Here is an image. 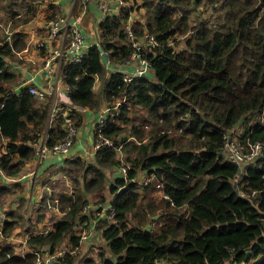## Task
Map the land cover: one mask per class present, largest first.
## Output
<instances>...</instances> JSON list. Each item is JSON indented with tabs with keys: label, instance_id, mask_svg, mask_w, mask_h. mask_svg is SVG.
Masks as SVG:
<instances>
[{
	"label": "trees",
	"instance_id": "1",
	"mask_svg": "<svg viewBox=\"0 0 264 264\" xmlns=\"http://www.w3.org/2000/svg\"><path fill=\"white\" fill-rule=\"evenodd\" d=\"M139 1L107 15L99 25V44L90 45L79 60L61 65L72 106L62 103L50 121L49 97L40 99L26 86L18 91L0 86V135L7 139L0 169L5 174L26 168L42 136L49 147L62 140L66 117L80 125L78 108H95L100 101L93 87L96 77L106 101L123 98L103 130L121 146L120 152L102 145L91 159L75 155L56 166L54 172L73 182L71 194H60L65 212L52 230L31 234L27 243L53 248L69 236L78 245L73 225L91 221L81 211L85 193L104 187L107 171L123 161L126 176L116 173L108 187L113 195L102 198L112 206L114 221L96 224L104 241L100 264H264V0ZM33 9L28 0V11ZM136 9L140 19L131 25L134 35L148 31L156 39L143 51L150 76L128 83L121 71L105 77L102 52L120 65L133 51L125 24ZM17 43L10 38L0 43V84L15 78L4 57L11 56ZM139 109L143 118L131 123V113L137 117ZM122 123H130L128 133L123 134ZM226 136L260 141L262 154L239 172L224 152ZM139 173L155 181L140 184ZM140 185L145 191L158 188L161 198L141 197ZM251 190L256 193L242 195ZM15 191L0 185V200ZM14 199L19 205L21 200ZM1 227L5 236L12 222ZM11 252V243H0V264H32V252ZM58 260L73 264V255Z\"/></svg>",
	"mask_w": 264,
	"mask_h": 264
},
{
	"label": "built area",
	"instance_id": "2",
	"mask_svg": "<svg viewBox=\"0 0 264 264\" xmlns=\"http://www.w3.org/2000/svg\"><path fill=\"white\" fill-rule=\"evenodd\" d=\"M86 1V0H83ZM96 5L99 10L102 12V21L107 15H111L115 12H112L113 6L108 3L109 0H95ZM114 4L122 5L121 0H112ZM135 19L132 18V14L129 17V20L125 24L128 37L131 41V45L133 47V51L129 57V59L125 62L128 64H132L134 66L133 72H124L121 67L118 68L119 71L123 72L122 78L128 83L131 81L135 74L139 77L140 74H147L150 69L148 66V60L144 56L143 51L149 50L156 44L155 37L148 31H144L141 36L136 37L132 31V23ZM81 17L76 16L71 18L66 13L62 12L61 9L57 11V13L50 14L44 19V33L35 41V47L38 50H44V60H43V68L46 70L45 74H49V72L55 71L56 66L59 67L66 63L77 61L81 58L85 50L92 44L98 45L99 38V27L92 29L91 33L86 34L83 33L81 27ZM142 38V41L139 40ZM103 53L106 52H102ZM104 57V56H103ZM109 58L104 57V64L107 63ZM106 65V64H105ZM62 78V74H60ZM99 78L96 77L95 80ZM28 91L34 94L36 97L40 99H44L50 95V112H49V121L51 118L55 117L63 108L62 102L58 101V97H60L62 91L56 88H52L51 86L45 88L43 86L37 85H28ZM101 90V86H100ZM57 96V97H56ZM70 99V98H69ZM115 100V99H114ZM111 101L106 103V105L102 108V110L96 115L97 117L94 120L93 127V146L90 151V156L102 145H108L116 148V150L120 152L121 146H115L113 141L106 137L103 133L107 116L112 113V109H116L119 101ZM71 101V100H70ZM72 103V102H71ZM66 125V134L62 140L56 142L53 146L49 147L45 144L44 136H42L37 143L34 145V155L37 157V161L41 163V161L52 154H67L69 148H71L73 144V140L77 131L76 126L73 121L69 118H65ZM233 140L230 136L225 137L224 142V152L227 156L240 167L239 172H241V167L243 164L253 161L257 156L262 154V143L260 141H247L246 143L241 142L240 140ZM119 155V154H117ZM87 158V157H86ZM119 159H122V156L119 155ZM126 163L120 161L118 165V169L116 168L117 173L119 172L123 176H126ZM11 180H19L23 177L28 178L30 181H38L41 186V197L43 202L42 205H39V214L44 215V220L48 222V227L42 229L31 228L29 221H31L33 215L31 212V208L29 204L24 205L25 208L21 210L16 209V205L12 207V210L16 213V222L13 225L11 231L5 237L8 241H12L11 243L17 244L18 249H22V246L25 247L27 243V239L31 234H41L45 233L48 230H52L54 228L55 221L49 220L51 213H58L62 215L65 212V209H61V201L60 194L61 193H72L73 186L69 181L68 177L64 174H51L48 179L38 178L35 169H30L22 174L17 175H8ZM57 180H64V187L58 188L56 184ZM150 181V180H149ZM148 181V182H149ZM146 182V183H148ZM156 186H160L159 183ZM46 189V191H45ZM256 190H251L248 193H242V195L249 196L254 195ZM264 193V191H263ZM42 210V211H40ZM83 213H87L90 216V224L86 225V221L78 220L77 223L73 225V232L78 236V245L73 246L70 242V237L66 236L68 242L64 245V240L62 244H58L53 248H49L48 245H44L39 248L26 249L28 252L33 253L32 264H59V257H63L66 254L74 255L75 250L79 246V243L86 237L87 229H94L95 222L100 216H104L107 222L114 221V210L110 204L99 203L96 208H91L88 203L82 206ZM264 219V217H263ZM11 221L12 219L7 216V209L1 206L0 202V238L4 237L2 234L1 225L4 221ZM78 230V231H77ZM28 244V243H27ZM64 248H60L61 246ZM16 246V245H15ZM25 249V248H24ZM17 252V251H16ZM19 256H24L25 253L28 252H19L16 253ZM13 253V251L11 252ZM243 261L240 262H228V264H243Z\"/></svg>",
	"mask_w": 264,
	"mask_h": 264
},
{
	"label": "crops",
	"instance_id": "3",
	"mask_svg": "<svg viewBox=\"0 0 264 264\" xmlns=\"http://www.w3.org/2000/svg\"><path fill=\"white\" fill-rule=\"evenodd\" d=\"M20 3V6L24 9V15L14 8L12 11L14 12L11 16L13 18H20L27 16L28 19L25 21V24H28L31 21V16L27 15L30 12H34L33 20L35 22L34 26L30 29L26 30H17L15 29L13 33L9 36L12 40H18V47L13 49L11 52V56H6L4 59L7 61L8 69L14 73L15 78L11 82H2L0 84L1 87H7L11 90L18 91L21 87H27L30 85H37L43 86L45 88L52 87L58 90H61L62 93L60 97H58V101L67 104L68 106H72L69 96L66 93V85L61 78L60 74H62L61 66H56V70L49 72V74H45V69L43 68V58L45 55L44 50H38L35 47V41L44 33V19L50 14L57 13L61 9L62 12L66 13L71 18L76 16L81 17L80 27L84 34L88 36L91 33L92 29L99 27L100 23L102 22V12L96 5L95 0H32L34 2V9L28 11V0L23 1H15ZM108 3L113 6L112 12H117L120 4H114L112 0H109ZM125 3V2H124ZM129 5V4H128ZM11 11V10H10ZM9 11V13H10ZM8 13V14H9ZM7 14V15H8ZM10 17V16H8ZM11 25L13 26V22L9 20ZM134 21H137L135 18ZM28 26V25H27ZM16 27V26H15ZM14 27V28H15ZM7 39V38H6ZM142 41V38L139 39ZM1 43V41H0ZM105 77H109L111 72L119 71L118 68L121 67L122 71L124 72H133L134 66L132 64L123 63V64H116L113 63L110 59L107 63H105ZM101 80L97 79L94 82V89L99 97V103L95 108H78V113L81 116L80 125L77 128L73 144L71 148H69L67 154H52L45 157L41 163L37 161V157L34 155L33 158L27 163L25 166L26 168L22 170L19 174L25 173L30 169H35L38 178H44V174L48 173L52 167L59 166L64 163L66 158H71L75 155H82L87 159H90V151L92 150L93 146V127H94V120L97 117L96 115L102 110V108L106 105L107 101L103 98L100 86ZM97 86H99L97 90ZM1 95V94H0ZM49 97V98H48ZM46 97L47 100H50V95ZM57 97V96H56ZM45 99V98H44ZM74 123V122H73ZM89 128H83L84 125H88ZM0 141L3 142V151L5 150V144L7 139L0 135ZM52 174H58L53 171ZM8 175H16L15 174H5L0 169V185H5L6 187L15 188V195L21 201L26 204L30 205L31 212H32V219L29 221L31 228H38L41 227L42 229L48 227V222L42 218H44L43 214H39V205H42L43 202L41 197V186L38 181H30L28 178L23 177L19 180H11L9 179ZM72 180V179H71ZM70 194V193H66ZM15 205L18 206L17 200ZM7 209V216L11 218L12 224L14 225L16 222V213L12 210V207L6 208ZM12 212V214H11ZM49 220L54 216V220L56 221L60 218V214L58 213H51ZM103 221L106 222V218L104 216H100L97 219V223ZM51 222V221H50ZM97 229V227H96ZM102 228L98 227V230L94 229H87L86 230V237L79 243V246L75 250L74 254H76L77 250L81 248L87 243L92 242V237L99 238L100 241L103 240L101 236ZM78 231V230H77ZM68 240L65 238L64 244H67ZM13 243V242H12ZM16 243L11 244L12 251L15 249ZM30 249V246L26 243L25 247L22 246V249ZM18 255V254H17ZM89 260V258L87 259ZM87 260L85 264L87 263Z\"/></svg>",
	"mask_w": 264,
	"mask_h": 264
},
{
	"label": "rangeland",
	"instance_id": "4",
	"mask_svg": "<svg viewBox=\"0 0 264 264\" xmlns=\"http://www.w3.org/2000/svg\"><path fill=\"white\" fill-rule=\"evenodd\" d=\"M122 4H129V5H135L136 3H139V0H121ZM135 1V3L133 2ZM11 2V6H9V3ZM125 2V3H124ZM18 10L20 11L23 15H24V9L20 6V3L18 2H13V0H0V41H4L6 40V38L8 39L9 36L13 33V31L15 29L17 30H26V29H30L32 26H34L35 22L33 20V16H34V12L35 10H33V12L28 13L27 15L31 16V21L28 24H25V22H19L22 17L20 18H13L11 20V16L9 17V20H11L13 22V26L11 25L10 21L7 19V14L9 13V11L12 9ZM142 10V8L140 9ZM142 15V14H141ZM132 18L133 19H140V13L138 12V9L135 10V12L132 13ZM18 23V24H17ZM17 24V25H16ZM28 25V26H27ZM16 26V27H15ZM15 27V28H14ZM182 46V42H180L176 48H179ZM147 76H150V72H148ZM99 86H97V90H98ZM123 101V98L119 99H115L114 101ZM138 116L137 117H133L135 115L134 112L131 113V118L133 119L131 121V123H137L139 124L138 121H136L137 119H142L143 118V111L141 109H139L138 112ZM129 124L130 123H122L120 124L122 127L125 128V132L124 133H128L130 128H129ZM83 128L88 129L89 128V124L88 125H84ZM145 134H148V127L144 125L143 127ZM132 137V136H130ZM233 140H235V142H237V138L231 137ZM3 142L0 141V152L3 151ZM117 158H119V155H116ZM92 158V157H91ZM90 158V159H91ZM53 170H55V167H52V169L49 170L48 173L44 174L45 178L48 179L49 176L53 173ZM108 172V178L105 179V185L102 188H97V189H92L89 192L85 193V197L87 198V203L89 204V206L91 208H96L97 205H99V203H103L102 198H110L113 194L111 193V191H109L108 187L110 182L112 181L111 178H113L114 175H116L117 171H116V167H112ZM75 174L73 173L72 176H74ZM71 176V175H70ZM153 179V182L155 181V179L153 177H146L145 174L143 173H139L138 177L136 178V182L140 183V184H146V182H148L149 180ZM56 184L58 185V188H63L64 187V180H57ZM71 185L73 186V182L71 181ZM156 186V183H155ZM143 185H140V188H138L139 192H141V197H148L151 196L152 198H154L155 201H158L161 198V193L159 191V189H153L150 188L148 190H144V188H142ZM46 191V189H45ZM14 196H16L13 193H9L6 194L5 196L2 197L1 201V206L5 209V208H11L13 206H15L16 201H14ZM26 203H24L23 201H20V204L18 206H16L17 210H21L22 208H25ZM42 211V210H40ZM54 220V216H52V218L50 219V221ZM97 222H95V227H96ZM98 230V227L97 229ZM10 232H8L9 234ZM7 234V235H8ZM6 236V235H5ZM2 237L0 238V243L3 245L7 242L11 243L12 241H8L6 237ZM12 244V243H11ZM65 245V244H64ZM15 246V245H14ZM104 246V241L101 240L99 238H94L92 237V242L91 243H87L83 246V244L80 246L81 248H79L76 252V254L73 255V264H85L86 260L89 258L91 259V261L88 264H100V258H99V251H100V247ZM61 249L64 248V246L62 245L60 247ZM104 249V247L102 248ZM28 252L26 249H18L17 246H15V249L13 250V254L19 253V252ZM26 254V253H25Z\"/></svg>",
	"mask_w": 264,
	"mask_h": 264
},
{
	"label": "water",
	"instance_id": "5",
	"mask_svg": "<svg viewBox=\"0 0 264 264\" xmlns=\"http://www.w3.org/2000/svg\"><path fill=\"white\" fill-rule=\"evenodd\" d=\"M103 56L106 57L107 53H103ZM138 75L135 74V77H137ZM139 76H145V74H140ZM237 164V163H235ZM240 170V167H238V171ZM235 185V184H234Z\"/></svg>",
	"mask_w": 264,
	"mask_h": 264
}]
</instances>
